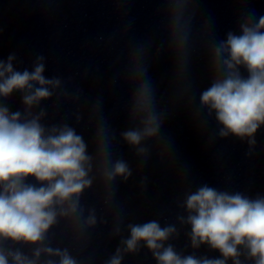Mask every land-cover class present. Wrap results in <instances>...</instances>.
I'll list each match as a JSON object with an SVG mask.
<instances>
[{
  "label": "clouds",
  "instance_id": "9594fccd",
  "mask_svg": "<svg viewBox=\"0 0 264 264\" xmlns=\"http://www.w3.org/2000/svg\"><path fill=\"white\" fill-rule=\"evenodd\" d=\"M103 2L115 5L117 16H126L123 5L131 0ZM157 2L164 41L153 50V41L148 39L123 54L122 77L130 96L119 141L134 152L138 160L135 172L143 169L154 147L158 146L162 161L169 156L171 142L162 129L178 105H192L190 69L197 52L204 53L209 86L200 92L195 117L204 112L214 118L217 137H235L247 144L245 155L253 156L256 134L264 128V15L242 12L237 29L228 31L226 39H215L211 18L198 24V0ZM130 28L131 21L114 31L108 43L124 39ZM161 53L172 64L171 98L163 107L157 98L158 85L149 74ZM17 63L23 61L16 53L0 59V264H82L73 251L83 252L91 240L90 230L109 222V237H119V244L104 264H123L126 256L138 255L144 248L156 264H264V194L253 197L204 183L177 199L183 214L176 216V223L162 226L152 219L125 224V205L116 199L117 181L126 184L134 170L127 160L113 157L117 135L104 115L103 99L96 97L86 116L80 108L72 113L76 125L83 123L90 130V141L66 122L45 124L48 112L42 102L53 100V109L62 101L77 104L83 89L68 90L71 76L67 80L46 77L43 55L36 56L31 69L19 70ZM116 83L114 77L111 84ZM14 93L20 94V108L11 111L6 101ZM84 103L89 104L88 100ZM147 183L148 177H141V191ZM94 187L99 215L96 207L81 202ZM184 227L190 229L185 233V247L192 252L187 255L169 242L178 239ZM57 228L69 246H52L56 235L52 230ZM24 247L31 249L30 255L21 250ZM201 247L219 255L197 256Z\"/></svg>",
  "mask_w": 264,
  "mask_h": 264
}]
</instances>
